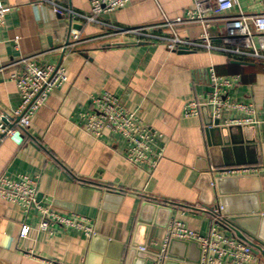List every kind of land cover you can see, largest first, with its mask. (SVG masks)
<instances>
[{
  "label": "crops",
  "instance_id": "1",
  "mask_svg": "<svg viewBox=\"0 0 264 264\" xmlns=\"http://www.w3.org/2000/svg\"><path fill=\"white\" fill-rule=\"evenodd\" d=\"M0 2L10 7L0 31V68L62 45L72 30H81L85 38L108 30L70 15H55L50 6L32 0ZM58 2L84 15L92 8V0ZM192 7L193 0H130L124 9L103 14L101 20L132 28L160 24L164 15L175 19ZM240 11L264 14V0H237L231 13ZM201 33L199 25L177 28L183 39H198ZM218 37L213 32L215 44L220 42ZM40 63L61 66L68 81L51 93L27 132L0 143V177H39L43 204L61 214L87 218L95 235L88 238L79 230L60 226L39 231L36 210L26 213L21 206L0 199V264H142V259L129 262L127 258L135 238L147 242L152 253L163 252L174 220L208 236L214 222L204 208L210 205L247 213L254 220L243 224L245 235L254 243L251 233L264 239V138L260 133L264 125V60L234 58L203 48L170 52L165 44L125 36L97 41L64 57L54 53ZM17 72L16 68L0 72V112L12 113L21 104L12 80ZM212 75L231 82L228 92L234 100L254 104L257 110L259 125L247 126L255 131L249 132L256 138L251 156L258 163L229 167L250 168L248 173L220 175L221 169L209 165L205 124L219 120L213 118L211 108L198 117L183 115L187 104L207 101L213 91ZM106 92L117 96L127 110L161 135L157 143L165 158L151 178L146 168L125 159L122 139L108 132L96 139L83 129L92 98ZM249 117L254 118L229 111L220 121L236 126L234 120ZM241 155L248 158L249 153L244 150ZM221 179L225 180L222 195L217 186ZM257 210L259 214L254 213ZM141 220L148 229H138ZM25 225L31 229L27 238H21ZM220 228L233 234L222 225ZM197 255L194 248L183 253L178 247L170 264H188ZM254 256L255 264H264L262 255ZM146 264L154 263L148 260Z\"/></svg>",
  "mask_w": 264,
  "mask_h": 264
},
{
  "label": "built area",
  "instance_id": "2",
  "mask_svg": "<svg viewBox=\"0 0 264 264\" xmlns=\"http://www.w3.org/2000/svg\"><path fill=\"white\" fill-rule=\"evenodd\" d=\"M32 1L38 5L50 6L55 15H70L82 19L86 24H96L108 30L90 38H85L81 30H72L68 40L62 45L30 57H22L0 68V72L11 68L17 69L18 72L12 80L16 83L21 97L20 106L12 113L0 112V143L6 138L27 132L32 118L45 105L51 93L68 81L61 66L40 63L42 58L54 53L64 57L97 41L120 40L125 36H135L165 44L170 52L181 48L189 50L203 48L208 51H219L234 58L264 60V14H247L242 11L236 15L232 14L237 0H193V7L186 10L183 16L169 19L164 15L160 24L132 28L109 25L101 20L103 14L124 9L130 0H92L91 12L88 15L77 13L60 4L58 0ZM9 11L10 7L0 2V31L5 27L6 15ZM188 25L201 27L200 38L188 40L177 34L178 27ZM162 31L169 34H162ZM213 32H217L219 36L218 44L213 41ZM211 80L213 91L209 98L204 103L196 101L187 104L183 109L186 118L200 116L202 108L207 107L212 109L214 119L221 120L224 113L236 111L252 115L254 118L234 120L232 122L234 125H259L254 104L238 102L229 95L228 88L231 82L213 75ZM84 117L86 121L83 129L92 137L101 139L104 133L108 132L126 143L124 157L130 164L146 168L150 178L158 170L165 158L164 150L157 143L161 135L141 122L135 112L127 110L117 96L106 92L93 97L91 112ZM219 172L220 175L234 176L248 173L250 168H223ZM38 185L39 177L20 175L12 179L7 174H3L0 177V199L21 206L26 213L36 210L39 216V231L47 232L60 226L79 230L88 238L95 235L87 218L77 214H61L51 206L43 204L39 200ZM222 211L223 207H216L211 211L214 225L208 236L198 234L181 221H172L168 230L166 248L173 239L192 240L202 249L200 264H255L252 247L234 234L229 235L221 230ZM30 229L29 226H22L20 237L27 238ZM166 248L162 253H165ZM140 250L146 249L140 248Z\"/></svg>",
  "mask_w": 264,
  "mask_h": 264
},
{
  "label": "water",
  "instance_id": "3",
  "mask_svg": "<svg viewBox=\"0 0 264 264\" xmlns=\"http://www.w3.org/2000/svg\"><path fill=\"white\" fill-rule=\"evenodd\" d=\"M183 52H189L190 50L187 48L179 49ZM240 63V62H236ZM208 109L206 107L202 108V111ZM205 137L208 146V154H209V165L213 169H222V168H229L233 166H247V165H255L258 163L257 158H252L251 151L256 147V138L249 133L255 132L254 129L249 128L247 125H236V126H225L221 124L220 120L212 121L211 119L205 124ZM262 138H264V125L261 127L260 130ZM20 134L14 136V139L20 138ZM249 153L248 158L245 155H241L243 151ZM241 155V156H240ZM236 157V159L234 158ZM207 164H208V160ZM208 165V166H209ZM209 168V167H208ZM207 168V169H208ZM206 169V167L204 168ZM205 175V174H204ZM207 176L210 177L209 174ZM211 178V177H210ZM211 182V180H210ZM225 182L224 179L217 181V186L219 189V193L222 195V184ZM39 195V200H40ZM215 207L204 208V211L211 214V211ZM160 209H164L160 206ZM255 214H259L260 211L254 212ZM248 214L245 212H227L226 206H223V211L220 213L222 217L221 225L228 231H231L237 238L242 240L243 242L249 244L252 249L253 253L256 255H262L264 257V239L261 238L259 240L258 237L251 233L249 238L255 240L257 243L251 242L247 236L245 235V230L243 224L254 219H249ZM143 220H141L138 224V229L145 228ZM148 225L150 222L147 223ZM248 224V223H247ZM155 226H159L155 224ZM163 226V225H161ZM164 227V226H163ZM137 229V230H138ZM254 235V236H253ZM258 239H256V238ZM260 237V236H259ZM147 242H139L137 238L134 239L128 253V260L131 262L133 259H142V264H146L148 260L152 261L154 264H159L163 261L164 264H170L176 259L174 255H176V249L180 247L184 253V251L191 247L192 249L198 250V255L189 261H186L188 264H200L202 260V249L200 245L192 240H178L173 239L170 241L168 249L165 253L162 252H155L152 253L149 251L147 246ZM140 248H145V251L140 250ZM163 255V256H162ZM162 257L163 260H162ZM176 264H180L179 261H175Z\"/></svg>",
  "mask_w": 264,
  "mask_h": 264
}]
</instances>
